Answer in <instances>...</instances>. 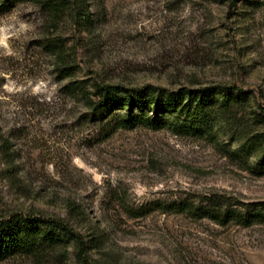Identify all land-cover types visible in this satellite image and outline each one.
<instances>
[{
  "label": "rangeland",
  "instance_id": "1",
  "mask_svg": "<svg viewBox=\"0 0 264 264\" xmlns=\"http://www.w3.org/2000/svg\"><path fill=\"white\" fill-rule=\"evenodd\" d=\"M88 4L89 27L29 0L0 13V217H61L94 264H264V223L177 208L264 201V0ZM96 82L227 88L197 117L124 128L92 114ZM77 247L0 264H78Z\"/></svg>",
  "mask_w": 264,
  "mask_h": 264
},
{
  "label": "trees",
  "instance_id": "2",
  "mask_svg": "<svg viewBox=\"0 0 264 264\" xmlns=\"http://www.w3.org/2000/svg\"><path fill=\"white\" fill-rule=\"evenodd\" d=\"M25 0H0V13L10 10L17 2ZM53 16L70 13L76 25L93 22L88 0H29ZM224 85L180 88L169 91L150 84L128 87L121 84L95 83L92 92L82 95L92 114L104 113L116 127L132 128L144 123L160 128L171 120L172 112L197 117L205 112ZM262 116V114H258ZM178 210H189L199 217L220 224L235 222L249 225L264 223V201L244 202L225 193L205 195L204 200L181 201ZM68 238H76L78 264H94L86 257L83 242L77 239L68 222L61 217H46L29 213H13L0 217V260L16 254L38 255L53 249Z\"/></svg>",
  "mask_w": 264,
  "mask_h": 264
}]
</instances>
